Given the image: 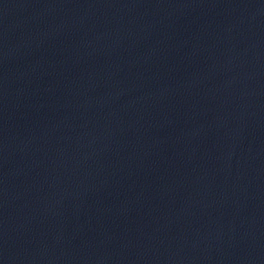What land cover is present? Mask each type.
<instances>
[{
	"label": "water",
	"instance_id": "obj_1",
	"mask_svg": "<svg viewBox=\"0 0 264 264\" xmlns=\"http://www.w3.org/2000/svg\"><path fill=\"white\" fill-rule=\"evenodd\" d=\"M23 264H264V0H122Z\"/></svg>",
	"mask_w": 264,
	"mask_h": 264
}]
</instances>
